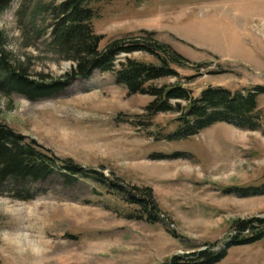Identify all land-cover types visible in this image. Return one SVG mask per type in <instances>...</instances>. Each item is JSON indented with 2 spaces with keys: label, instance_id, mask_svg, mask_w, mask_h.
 I'll return each mask as SVG.
<instances>
[{
  "label": "rangeland",
  "instance_id": "374dc122",
  "mask_svg": "<svg viewBox=\"0 0 264 264\" xmlns=\"http://www.w3.org/2000/svg\"><path fill=\"white\" fill-rule=\"evenodd\" d=\"M20 2L11 0L0 13L5 49L22 60L31 57L34 75L65 74L71 61L38 44L25 46L16 35ZM94 6V29L105 35L101 46L155 31L187 59L178 70L191 78L179 81L196 96L209 85L232 91L264 85V0H102ZM131 56L157 62L144 52ZM151 100L129 94L114 72L99 70L38 101L0 93L1 121L87 169L128 187H151L159 207L155 223L128 219L123 213L136 206L89 178L66 186L51 177L29 201L0 194V264H32L31 252L18 247L22 240L46 249L42 264H159L175 254L220 251L237 219L264 216V194L231 192L264 183V94L257 98L259 129L217 122L179 140L164 136L177 127L179 113L147 118ZM25 221L31 239L17 235ZM215 264H264V238L229 247Z\"/></svg>",
  "mask_w": 264,
  "mask_h": 264
},
{
  "label": "trees",
  "instance_id": "16d2710c",
  "mask_svg": "<svg viewBox=\"0 0 264 264\" xmlns=\"http://www.w3.org/2000/svg\"><path fill=\"white\" fill-rule=\"evenodd\" d=\"M102 0H21L16 11L25 46H42L58 60L72 62V68L59 77L31 71V57L22 60L5 49V36L0 31V93L21 95L31 101L56 96L73 82L90 78L99 71L114 72L116 82L129 94H147L152 100L145 106L147 118L161 112H178L177 127L164 136L168 140L189 138L203 129L226 122L237 127L256 130L261 127L257 98L264 94V85L232 91L209 85L194 95L179 79V68L187 59L170 44L155 38L156 32L144 30L143 35L129 34L114 38L104 46V34L97 33L93 20L98 16L94 4ZM11 0H0V13ZM144 52L157 62L132 57ZM121 55H124L123 59ZM166 77L174 83L158 84ZM175 100V102H173ZM179 157L174 155V158ZM51 177L74 186L91 179L136 208L123 213L128 219L155 223L159 220L158 203L151 187L126 186L119 179L96 169H87L74 159L56 155L35 139L16 131L0 120V194L29 201L43 191L41 184ZM241 196L264 194V183L231 189ZM233 234L220 251L205 248L187 254H175L159 264H215L234 245L251 244L264 238V216L239 218L233 223Z\"/></svg>",
  "mask_w": 264,
  "mask_h": 264
},
{
  "label": "clouds",
  "instance_id": "9594fccd",
  "mask_svg": "<svg viewBox=\"0 0 264 264\" xmlns=\"http://www.w3.org/2000/svg\"><path fill=\"white\" fill-rule=\"evenodd\" d=\"M16 35H20V31L17 30ZM17 235L28 237L31 239L32 233L28 228L27 221H25V228L22 232L18 233ZM18 247L21 248L23 251H30L33 255L34 259L32 264H42V261L40 257L43 256L46 249L36 240H32L30 244H25V242L22 240L19 242Z\"/></svg>",
  "mask_w": 264,
  "mask_h": 264
}]
</instances>
